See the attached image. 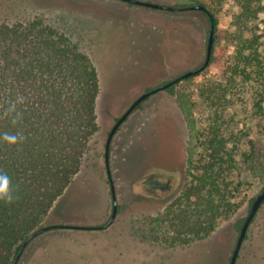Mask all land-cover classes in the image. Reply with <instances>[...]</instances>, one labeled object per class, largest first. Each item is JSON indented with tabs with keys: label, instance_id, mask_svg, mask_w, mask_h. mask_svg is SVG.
I'll use <instances>...</instances> for the list:
<instances>
[{
	"label": "rangeland",
	"instance_id": "obj_1",
	"mask_svg": "<svg viewBox=\"0 0 264 264\" xmlns=\"http://www.w3.org/2000/svg\"><path fill=\"white\" fill-rule=\"evenodd\" d=\"M144 1L172 5L181 0ZM192 1L205 4L217 19L213 60L199 74L176 84L174 92L151 95L114 134L109 150L119 204L114 222L102 230L47 231L28 244L18 264H229L239 234L236 226L246 217L249 200L264 187V134L253 131L241 148L253 149V165L238 166L241 180L250 184L240 207L207 238L173 246L156 221L181 191L187 162L196 150L198 89L220 73L232 53L227 36L237 7L232 1L221 6ZM38 16L80 46L93 61L100 82L99 130L90 142L86 167L52 217L61 219L44 225H103L112 211L104 158L111 127L146 89L203 64L209 19L200 11L169 12L121 0H0V23ZM236 264H264V203L248 228Z\"/></svg>",
	"mask_w": 264,
	"mask_h": 264
},
{
	"label": "trees",
	"instance_id": "obj_2",
	"mask_svg": "<svg viewBox=\"0 0 264 264\" xmlns=\"http://www.w3.org/2000/svg\"><path fill=\"white\" fill-rule=\"evenodd\" d=\"M209 1L238 9L227 36L232 53L198 89L196 150L181 191L156 220L173 246L207 238L237 211L250 185L239 163L253 165V149L241 148L253 131L264 134V0ZM99 92L93 61L57 26L40 16L0 23V173L14 197L0 199V264H12L46 221L61 219L52 217L99 130Z\"/></svg>",
	"mask_w": 264,
	"mask_h": 264
},
{
	"label": "water",
	"instance_id": "obj_3",
	"mask_svg": "<svg viewBox=\"0 0 264 264\" xmlns=\"http://www.w3.org/2000/svg\"><path fill=\"white\" fill-rule=\"evenodd\" d=\"M124 2H127L129 4L133 5H140L143 7H148L152 9H158V10H168V11H173V12H180V11H185V10H195V11H200L203 12L209 19L210 21V26L208 30V35H207V41H206V57L203 62V64L196 69H191L186 71L185 73L174 77L169 80H165L164 82L160 83L159 85L155 87H150L146 89L143 93H141L129 106L128 108L123 112L122 115H120L118 118H116L115 123L111 127L107 138L105 142V152H104V158H105V164H106V172H107V178L108 182L110 185V193H111V199H112V211L111 215L108 219V221L101 225V226H78V225H73V224H66V223H50L43 225L42 227L36 229L33 231L23 242L21 245L14 261L12 264H18L25 248L28 246V244L37 236L50 231L54 229H104L108 226H110L118 213L119 210V204L117 202V196L115 192V186L113 182V178L111 175V170H110V164H109V150H110V145L112 138L114 134L117 132L119 129L120 125L128 118V116L138 108V106L145 101L148 97L151 95L158 93L160 91L167 90L171 86H175L178 84L180 81L183 79H186L190 76L199 74L201 71H203L210 63L212 51H213V45H214V39H215V23L214 19L210 13V11L202 4L200 3H193L192 0H181L179 2H183L184 5H178L179 2L176 1L175 4H160V3H155L151 1H144V0H121ZM264 203V187L259 191V193L251 200L250 202V208L249 211L246 215V217L242 220V222L238 226L239 234L235 243V246L233 248L232 254L229 258V264H236V261L238 259L239 253L241 246L246 238V234L248 231V228L250 224L252 223L254 217L256 216L258 210Z\"/></svg>",
	"mask_w": 264,
	"mask_h": 264
},
{
	"label": "clouds",
	"instance_id": "obj_4",
	"mask_svg": "<svg viewBox=\"0 0 264 264\" xmlns=\"http://www.w3.org/2000/svg\"><path fill=\"white\" fill-rule=\"evenodd\" d=\"M6 139H12L10 137H5ZM8 177L0 173V199H4L7 202L13 200V194L7 189Z\"/></svg>",
	"mask_w": 264,
	"mask_h": 264
},
{
	"label": "flooded vegetation",
	"instance_id": "obj_5",
	"mask_svg": "<svg viewBox=\"0 0 264 264\" xmlns=\"http://www.w3.org/2000/svg\"><path fill=\"white\" fill-rule=\"evenodd\" d=\"M193 3H195L194 1H192ZM131 5H133V4H131ZM178 5H184V3L183 2H179V4ZM140 6V5H139ZM148 8V7H147ZM155 10H158V9H155ZM165 11H168V10H165ZM187 11H193V10H185V11H180V12H187ZM169 12H173V11H169ZM149 98V97H148ZM147 98V99H148ZM146 99V100H147ZM144 102V101H143ZM142 104V103H141ZM141 104L138 106V108L139 107H141ZM99 226H101V225H99ZM109 227V226H108ZM107 228V227H106ZM106 228H104V229H106ZM84 230H102V229H84Z\"/></svg>",
	"mask_w": 264,
	"mask_h": 264
}]
</instances>
